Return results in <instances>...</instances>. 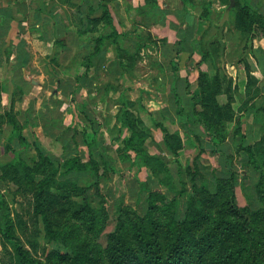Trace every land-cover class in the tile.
<instances>
[{"label": "trees", "instance_id": "obj_1", "mask_svg": "<svg viewBox=\"0 0 264 264\" xmlns=\"http://www.w3.org/2000/svg\"><path fill=\"white\" fill-rule=\"evenodd\" d=\"M158 1L144 0L143 5L134 8L133 12L139 16L140 22L133 29L147 30L149 34L158 29L162 34V29L166 28L168 33H177L178 37L174 42L169 40L168 34H164L158 41L162 55L161 65L173 75L168 93L163 91L166 93L164 102L168 109L192 132L195 139L200 140V130L211 136L215 147L213 153L219 159L226 157L225 149L229 147V142H238L237 150L246 153L259 174L257 182L263 181L261 184H264L259 165L264 162V118L260 126L257 120L260 114L264 116V99L260 106H256V98L260 96L259 91H256L257 80L251 73L246 57L241 55L236 63L242 64L245 70V101L236 111L233 108L236 88L225 68L228 62L230 65L234 64L232 58L241 49L250 50L251 57L256 61L253 42L264 39V16L252 9L246 0H234V5L229 10L226 8L230 6V0H200L198 3L180 0L182 10L179 14L172 12L170 15H174L176 22H170L168 13L163 8L160 9ZM36 2L39 4L37 17L40 27L30 28L28 31L31 35L36 34L43 43L47 34H50L54 54L46 57L50 68L48 73L59 80L57 91L69 103L68 116L72 121L67 124L66 111L54 104L49 120L26 112V123L21 125L16 119L17 113L13 111L16 100L14 96L22 93L21 87L12 95L10 109L5 108L3 115H0V134H4L0 150L12 157L11 161L4 163L0 157V234L10 247L13 264H264V185L257 191L263 208L256 211L243 208L237 202L231 171L221 169L215 174V180L224 188L226 197L222 196L223 201L218 202V217L209 223L211 213L205 211L209 209V201L199 198L198 208L191 201L181 217L180 199L185 193L186 184H191L193 189L206 169L198 162L194 163L192 170L190 166H183L176 161L177 169L173 173L164 160L150 153L147 142H154L153 130L161 132L168 153L177 160L184 145L177 133L169 131L170 124L166 123L160 111L155 113L156 116L147 112L151 122V127L148 128L142 118L129 109L133 107L130 101L129 107L127 105L122 111L116 110L113 123L115 129L116 122L120 123L117 129L119 135L125 130L130 132L123 138L124 148L117 151L118 157L123 163H140L156 179L161 174L167 176L172 188L166 190L164 195L172 199L164 204L171 213L166 228L162 232L147 231L146 235L149 237H146L134 225L127 230L126 225L118 218L113 230L106 235L105 246L98 243L96 237L93 242L77 243L72 241L69 232L61 229L57 224L59 219L55 218L67 216L82 221L87 234L93 230L97 235L102 233L108 218L102 205L100 179L115 172L114 160L110 154L112 150L104 145L103 139H99L103 136L102 124L97 119L95 110L77 99L81 81L91 74L98 76L99 70L105 65L100 52L110 44L114 47L117 59L110 62L108 68H112L113 73L115 68L120 70L116 78L132 69L135 61H131L133 55H140L144 44L138 45L127 33L122 35L116 30L105 0H81L85 8L77 0ZM60 5L75 9L73 21L68 22V18L63 19L55 11ZM216 6L223 8V11L216 12ZM227 14L232 15L231 27L226 26L224 17ZM29 18L30 12L25 0H14L8 9H0V39L8 32L12 21L18 22L19 33H23L21 23L28 22ZM100 25L104 32L96 37L91 43L93 45L81 47V38L97 32ZM235 39L238 43L233 46ZM107 41L108 44H105ZM182 53L199 56L196 79L198 95L191 91L189 79L178 73L177 58ZM7 55L6 53V63ZM71 64L80 66L83 72H77L75 76L69 75L66 71ZM166 84V77L160 78V86L166 88ZM110 88L106 86L104 90ZM4 93L5 89L0 84V100ZM221 96L225 97L223 103L219 101ZM111 105L117 106L115 102ZM140 107L141 110H146L142 97ZM240 115L250 118L256 130L261 131L260 139L252 142V145H249V136L243 130ZM226 124H232L230 133L225 131ZM35 128H40L43 136L50 142L64 145L75 152V155L61 161L57 155L40 149L38 138L33 132L30 133L31 139L25 136V130ZM14 138H17L22 148L20 151L11 147ZM82 148L87 152L86 161L79 155ZM30 152H34V155H30ZM107 152L109 153L105 155ZM129 152L134 153L133 159L127 156ZM37 177L40 178L38 181ZM79 179H84L86 184L81 185ZM6 181L11 182L15 190L21 189L22 185L26 186L33 195V215L35 219L42 218L45 239L51 245L43 259L31 253L36 239L25 244L15 233V224L9 217L10 204L1 192ZM96 198L101 202H96ZM96 206H99L100 211L94 209ZM149 215L151 212L147 213V219L150 218ZM81 216L83 217L79 219ZM136 216L135 220L142 223L143 220ZM201 225H207V228ZM99 260L102 262L98 263Z\"/></svg>", "mask_w": 264, "mask_h": 264}, {"label": "rangeland", "instance_id": "obj_2", "mask_svg": "<svg viewBox=\"0 0 264 264\" xmlns=\"http://www.w3.org/2000/svg\"><path fill=\"white\" fill-rule=\"evenodd\" d=\"M77 1L85 8V5L82 4L81 0ZM105 3L111 11L113 25L116 30L122 35L127 33V36H129L136 44H144V46L141 47L140 55H133L131 61H135L132 63V69L121 74L120 78H116L117 72L120 71L118 68L114 69V73L112 72V68H108L109 63L116 61L117 59L114 47L110 44L107 48L102 49L100 52V58L105 61V65L99 70L98 76L96 74H91L89 78L83 79L80 84V89L77 92V99L90 105L95 110L97 119H99L102 124L101 132L103 136L101 138L99 137V139H103L104 145L112 150L110 154L114 160L115 172L109 173L100 179V193L103 197L102 205H104L103 208L107 211V226L103 229L101 234L98 233L100 236L97 238V232L93 230L87 234L85 226H83L82 221L78 219L68 218L67 216L56 217L55 219H59L57 224L63 231L66 230V232L70 233L72 241H77V243L84 241L88 243L95 241L96 237L98 243L103 246L106 245L107 233L113 230V226L118 218H120L123 225H126L127 230L130 229L129 227L131 225H134L138 228L139 232L146 237H149V235H146L147 231L151 233L162 232L166 228V225L171 218V213L167 210L164 204L172 199L167 198L164 195L166 190L172 188L168 183L167 176L161 174L159 179H156L152 176L150 171L140 163H123L118 157L117 151L124 148L123 138L128 136L130 132L128 133V131L125 130L119 135L117 129L120 127V123L116 122V129L114 128L115 124L113 123H115L116 119V110H124V106L128 105V101L133 104V107L131 108L128 105L129 109L135 111L134 113L142 118L148 128L151 127V122L150 116L147 112L155 114L160 111L165 121H167L166 123L170 124L168 126L169 131L177 133L184 145L180 157L177 160V158L170 156L168 153L163 143L161 132L159 130H153L154 142H147L150 153L158 155L164 160L173 173H175L177 169L176 161H179L183 166H190L192 170L194 168V163L198 162L199 165L206 169V171L203 172V175H200L197 179L196 186L193 189L191 188V184H186L185 193L180 199L181 217H183V213H186L191 201H194L195 203L193 206L198 208V205L200 204L198 201L199 199L209 201L207 204L209 209L205 210L211 213L209 223L213 222L218 217V202L223 201L222 196H224L225 193L224 188L216 182L215 174L221 169L231 171L230 177L234 181L239 206L243 208L248 207L255 211L261 207L263 208V203L258 200L257 196V191L264 185L261 184L263 181L257 182V176L259 174L256 172V167H254L249 161L250 159H248L245 152H239L237 150L239 143L229 142L230 148L227 146L225 149L226 157L219 159L218 155L213 153L215 147L211 136L205 134L203 130H200V140L195 139L192 132L182 125L180 119L174 116L168 109L164 99L170 88L173 75L163 69L161 65L162 55L160 43L158 41L162 37V34L159 32L156 33L153 30L151 31V34H149L147 30L133 29L135 25H138L140 22L139 16L133 12L134 8L143 5L144 0H105ZM162 4V2H159L158 4L160 5V9L162 8ZM233 5L234 4L231 5L230 3V8L233 7ZM55 11L60 13V16L63 19L68 18V22L73 21L72 16H75V9L68 5H60ZM224 18L227 23L226 26L228 25L231 27L230 23L232 21V15L227 14ZM175 20L176 18L174 21ZM203 25L205 24L203 23ZM70 29L72 31V28ZM103 32L104 29L102 28V25H100L97 32L87 34L81 38L80 46L89 47V45H93L91 43L100 33ZM29 34L31 36L29 37V46L34 53L33 65L44 70L47 68L45 65L48 64L45 57L54 54L52 48L40 41L36 34ZM167 34L171 42L177 40L178 36L176 31ZM237 43L238 40L235 39L232 44L235 46ZM105 44H108V41L105 42ZM241 55L246 57L251 73L253 77H255L256 63L253 62L250 50L244 51L241 49L238 52V55L236 54L232 58L234 59L233 69H230L229 62L226 63L225 68L227 73H234V71L239 69V64L236 63V61ZM198 61L199 56L197 54L190 56L188 53H182L177 58L179 75L189 79L191 91L197 95L198 88L196 79ZM209 69H211L210 65ZM66 72H68L69 75L75 76L77 72H83V69L80 66L77 67L71 64V67H69ZM164 76L167 79L166 88L160 86V78ZM41 80H44V77H42L40 81ZM240 81L241 82H237L236 85L237 90L235 93V102L233 104V108L236 111L245 101L244 92L246 81ZM106 86L111 88L105 91L104 89ZM164 90H166V93L163 92ZM141 97L146 110H141ZM219 101L221 103L225 102V97L221 96ZM112 102H115L117 106H112ZM67 104L69 103L67 102ZM236 114L239 115V112ZM240 117H242L243 121V130L249 136V145H252V142L256 141V137H258L256 126L254 127L251 124L252 120L250 118L246 119L241 115ZM66 120L67 124L72 121L70 116H67ZM231 127L232 124L225 125L226 133L231 132ZM31 132H33L32 134L38 138L37 144L40 149L44 150L46 153L50 152L57 155L61 161H65L75 155V152L71 149L68 150L64 145H55L48 139L44 138L42 136V131L38 128L25 130V136L31 139ZM108 153L109 152L105 153V155ZM30 155H34V152H30ZM79 155L82 160H88L85 149L82 148ZM127 156H130L133 159L134 153L129 152L127 153ZM0 157L2 163L5 161H11L12 159L11 156L3 154L2 150H0ZM254 162L256 165L255 160ZM259 165L261 166H259L260 172L264 177V162H260ZM39 179L40 178L37 177L36 181ZM78 182L81 185L86 184L84 179H79ZM3 188L4 190L1 192L6 197V201L10 204L11 215L9 217L13 224H15L16 235L21 237L25 244L36 239L33 241L34 246L33 249L31 248V253L36 255L37 258L43 259L51 245L45 239L42 218L38 217L35 219L33 215V195L28 192L29 188L24 185H22L21 189L15 190L14 185L9 181L5 182ZM97 201L101 202L99 198H96V202ZM94 209L100 211L99 206H96ZM148 212H151L149 219H147ZM135 215L140 217L143 222L141 223L135 220ZM82 217L83 216L79 219ZM201 226L206 227L207 225ZM101 262V260L98 261V263ZM0 264H13L10 247L2 239L1 234Z\"/></svg>", "mask_w": 264, "mask_h": 264}, {"label": "crops", "instance_id": "obj_3", "mask_svg": "<svg viewBox=\"0 0 264 264\" xmlns=\"http://www.w3.org/2000/svg\"><path fill=\"white\" fill-rule=\"evenodd\" d=\"M14 0H0V9L6 10L10 7ZM194 3H198L200 0H191ZM234 1V0H233ZM252 9H256L260 15L264 16V0H246ZM27 9L30 12V18L28 22H22L23 33H19V24L17 21H12L9 25V30L6 35L0 39V84L4 87L5 93L0 100V115H3L5 108L10 109V101L12 95L22 88V93L14 98L15 103L13 111L17 113L16 119L21 125L26 123V112L35 113L36 116L49 120L52 114V106L54 104L60 105L65 110V117L68 116L70 110L67 100L63 98L57 91L59 80L57 77L49 75V64L45 65L47 68L39 69L33 65L34 53L32 52L29 44V29H38L40 27V20L38 19L39 4L36 0H25ZM162 2V8L168 14V20L174 21L175 17L170 15L172 12L179 14L182 10L180 0H159ZM231 3V0H230ZM230 6L226 8L229 10ZM216 12L223 11V8L216 6ZM162 36L167 34L168 30L162 29ZM154 32L158 33V29H154ZM44 44L52 47L50 40V34H47ZM6 53L8 54V61L6 63ZM253 55L256 61V91H259V97L256 98V106H260L264 99V39L256 40L253 42ZM46 60V57H45ZM47 61V60H46ZM239 64V69L234 73H229V76L233 79V84L237 90V82L240 80L246 81L245 70L242 64ZM230 69H233L234 64L230 65ZM44 77V80L40 79ZM244 89V88H243ZM67 104V105H66ZM260 104V105H259ZM264 107V104H263ZM264 116L260 114L257 117L258 125L263 122ZM40 129V128H38ZM41 130V129H40ZM258 137L256 141L260 139L261 131L256 130ZM43 136V135H42ZM44 137V136H43ZM40 138V136H39ZM46 138V137H44ZM48 139V138H46ZM49 140V139H48ZM4 143V134H0V145ZM11 147L15 151H20L22 148L18 143L17 138H14L11 142Z\"/></svg>", "mask_w": 264, "mask_h": 264}, {"label": "water", "instance_id": "obj_4", "mask_svg": "<svg viewBox=\"0 0 264 264\" xmlns=\"http://www.w3.org/2000/svg\"><path fill=\"white\" fill-rule=\"evenodd\" d=\"M233 2H234V1H233V0H231V5L233 4Z\"/></svg>", "mask_w": 264, "mask_h": 264}]
</instances>
